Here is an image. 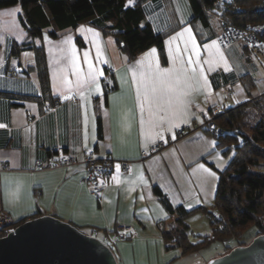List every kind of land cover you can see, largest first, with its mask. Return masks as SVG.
Segmentation results:
<instances>
[{
    "label": "crops",
    "instance_id": "0c3cea01",
    "mask_svg": "<svg viewBox=\"0 0 264 264\" xmlns=\"http://www.w3.org/2000/svg\"><path fill=\"white\" fill-rule=\"evenodd\" d=\"M142 6L155 30L172 28L163 40L165 59L156 46H151L128 60L113 36L79 24L57 38L44 35L46 88L35 67L28 74L22 72L34 66L33 50L9 55L11 44L27 37L19 22V5L0 8V163L7 164L0 168V208L14 223L49 214L90 235L100 233L110 240L118 264H179V249L165 248L159 223L169 220L168 213L154 187L174 206L211 204L222 159L213 134L195 122L210 106L221 110L237 99L233 88L230 94L223 92L220 79L232 87L239 82L244 88L239 77L251 70L242 68L238 59L246 52L256 55L264 47L250 48L237 42L226 47L232 54L227 55L217 40L221 22L216 17L211 19L216 34L200 40L203 35L199 38L197 34L199 25L189 22L188 0H145ZM73 49L79 72L74 67ZM152 49L156 50L154 54ZM85 52L95 70L94 83ZM189 58L199 63L189 64ZM157 65L173 80L179 78L176 106L171 110L155 105L149 108L144 101V85L150 88L156 82ZM192 68L196 69L195 78ZM111 82L117 86L105 96ZM55 98L58 103L45 110L44 105ZM98 114L101 138L97 134ZM181 127L189 130L178 135ZM161 140L166 144L140 157L142 149ZM87 149L97 157L109 154L113 160L107 183L98 196L83 178L82 160ZM59 151L75 155L78 162L66 167L36 166L37 160L46 164ZM119 224L131 225L135 234L130 239L117 237L113 230ZM150 252H155L156 260L149 258Z\"/></svg>",
    "mask_w": 264,
    "mask_h": 264
},
{
    "label": "trees",
    "instance_id": "16d2710c",
    "mask_svg": "<svg viewBox=\"0 0 264 264\" xmlns=\"http://www.w3.org/2000/svg\"><path fill=\"white\" fill-rule=\"evenodd\" d=\"M127 1L0 0V8L19 5V22L27 34L21 43L11 44L9 55L18 56L21 50H33L35 64L22 69V72L28 74L35 67L42 86L46 88L44 35L57 38L79 24H88L105 35L113 36L119 50L128 60H133L151 46H156L165 59L163 40L172 28L155 30L145 16L142 6L145 0H135L132 4H127ZM188 1L191 9L189 22L199 25L201 31H197V34L199 38L203 35L200 40L216 34L211 23L213 17L220 19L221 27L226 23L237 28L264 30V0ZM239 79L247 90L253 84L252 77L240 75ZM225 83L230 82L221 78L220 86ZM116 86V82L109 83L104 95ZM54 100L57 99H53L52 103ZM52 103L44 105L45 110ZM212 120L215 124L213 129L203 125L199 127H204L213 134L215 149L229 158L224 167L217 169L218 181L211 204L192 208L182 204L174 206L159 188L154 187L168 213L169 220L159 223L165 248H177L180 255L197 252L212 241H217L224 247L221 255L234 246L247 244L255 235L264 233V94L228 105L213 113ZM97 134L98 138L102 137L99 114ZM209 164L214 167L212 163ZM195 211L205 213L210 231L198 234L199 238L191 241L187 219ZM16 224L18 223H14ZM251 227L253 230L246 238L245 234ZM130 238L131 236L123 239ZM109 247L113 251L112 244Z\"/></svg>",
    "mask_w": 264,
    "mask_h": 264
},
{
    "label": "water",
    "instance_id": "95a60500",
    "mask_svg": "<svg viewBox=\"0 0 264 264\" xmlns=\"http://www.w3.org/2000/svg\"><path fill=\"white\" fill-rule=\"evenodd\" d=\"M0 264H118V261L100 238L44 214L24 220L0 235ZM204 264H264V233Z\"/></svg>",
    "mask_w": 264,
    "mask_h": 264
},
{
    "label": "built area",
    "instance_id": "2783aa9c",
    "mask_svg": "<svg viewBox=\"0 0 264 264\" xmlns=\"http://www.w3.org/2000/svg\"><path fill=\"white\" fill-rule=\"evenodd\" d=\"M217 40L222 47H229L237 42H242L249 46L264 45V30L258 28H237L230 24L223 23L221 30L217 34ZM222 90L226 94L232 92L230 83L222 85ZM58 100H54L53 105L46 106V109H52ZM218 111L216 106H210L208 110L201 113L202 119L196 121V126H206L213 129L215 124L212 121V114ZM178 135H183L187 132V127L178 129ZM166 144L165 141H157L150 144L147 148L140 151V157L148 156L155 153L161 146ZM85 164L84 180L89 185L91 192L98 196L107 183L110 172L112 170V158L109 154H104L97 157L92 149H87L82 160ZM78 160L75 155L59 151V154L49 160L46 164H42L40 160L36 161L37 167H66L77 163ZM126 161H123V166H126ZM5 162L0 163V168H6ZM14 226L13 221L8 214L0 208V232L6 233ZM115 234L119 238L132 237L135 231L131 225L119 224L115 227ZM106 239V238H105Z\"/></svg>",
    "mask_w": 264,
    "mask_h": 264
},
{
    "label": "rangeland",
    "instance_id": "374dc122",
    "mask_svg": "<svg viewBox=\"0 0 264 264\" xmlns=\"http://www.w3.org/2000/svg\"><path fill=\"white\" fill-rule=\"evenodd\" d=\"M250 47V46H249ZM226 49L227 55L229 54L230 50L226 47H223ZM230 48V47H229ZM252 48V47H250ZM238 64H242V68H245L247 66L251 70V74L249 72L243 71L241 76L246 77H252V82L250 88L247 90L245 88H242L240 86L239 82H236L233 84V90L235 94L236 100L229 101L230 105L236 104L238 102H244L247 101L253 97H257L259 95L264 94V50L256 52V55L253 53H245L244 56L241 59H238ZM248 73V74H247ZM245 78V77H244ZM229 97V96H228ZM238 100V101H237ZM213 121V120H212ZM206 127V126H204ZM208 128V127H207ZM210 129V128H208ZM220 154V159H222V163H219L220 166H225L228 160V156L224 157L221 155L220 152H217ZM218 164V165H219ZM210 205V204H209ZM202 212V211H201ZM189 223V240L196 241L199 237L198 234H207L210 231V225L208 222V219L205 215V213L198 211L193 212L187 219ZM253 228L249 229L246 232V238L249 233H251ZM98 238H100L103 242H105L107 245L111 246V242L108 238H103L102 235L99 233L97 234ZM252 235L250 236V238ZM253 238V237H252ZM250 242V241H249ZM248 242V243H249ZM111 248V247H110ZM223 246L221 243L217 241H212L205 247L201 248L197 252H193L190 254L181 255V261H179V264H204L209 259L216 257L220 255L221 252H223ZM229 251V249L227 250ZM225 251V252H227ZM158 257H159V253ZM149 258L151 260H156L157 256H155V252L149 253ZM160 263V261H159Z\"/></svg>",
    "mask_w": 264,
    "mask_h": 264
},
{
    "label": "snow or ice",
    "instance_id": "6c2138e0",
    "mask_svg": "<svg viewBox=\"0 0 264 264\" xmlns=\"http://www.w3.org/2000/svg\"><path fill=\"white\" fill-rule=\"evenodd\" d=\"M15 11V10H14ZM9 15L14 14V12H10L8 13ZM185 31H189V30H185ZM178 36H182L183 33H178ZM175 39V37L173 38ZM213 45H215V41L212 42ZM208 47V46H206ZM193 51L196 52L197 57L199 56V52L196 50L195 47V41H193ZM151 52L154 54L156 52L155 49H152ZM73 58H74V67L76 68L77 72H79V64L78 62L75 61V49H73ZM84 60L85 62L88 64V69H89V77L91 79V82H95L96 76H95V70L93 68V65L91 63V61L89 60L88 57V53L85 52L84 53ZM139 63V62H138ZM189 64H193V63H199V61H192L191 58H189L188 61ZM227 70V68H226ZM192 74H193V78H195V73H196V69L192 68L191 69ZM135 76V73L133 74ZM203 75V72L201 71V76ZM205 79V83H207V79L206 77ZM141 83L143 84V81H141ZM178 85H179V78L177 77L175 80H173L171 78V74L165 70L164 72H160L159 71V66L157 65V79L156 82L153 83L151 85V87L149 88L148 85H144L145 87V93H144V101L148 103L149 108H151L152 106H156L157 108H159L160 110H171L176 106V101H175V96L178 90ZM99 86L97 85V90H98ZM137 96H140V87L137 88ZM67 99V97H65ZM143 103L141 104V110L143 111ZM0 127H3V125H0ZM201 167H203V165H201ZM119 168V166H117V169ZM207 171V169H206ZM211 175H215L214 173H210ZM115 179V177H113Z\"/></svg>",
    "mask_w": 264,
    "mask_h": 264
}]
</instances>
